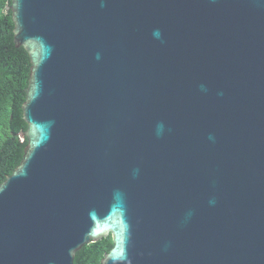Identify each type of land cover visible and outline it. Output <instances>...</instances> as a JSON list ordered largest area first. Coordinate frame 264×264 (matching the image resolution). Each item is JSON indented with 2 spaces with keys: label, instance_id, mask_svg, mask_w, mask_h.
Instances as JSON below:
<instances>
[{
  "label": "water",
  "instance_id": "water-1",
  "mask_svg": "<svg viewBox=\"0 0 264 264\" xmlns=\"http://www.w3.org/2000/svg\"><path fill=\"white\" fill-rule=\"evenodd\" d=\"M27 141L0 264H264V0H10Z\"/></svg>",
  "mask_w": 264,
  "mask_h": 264
},
{
  "label": "trees",
  "instance_id": "trees-1",
  "mask_svg": "<svg viewBox=\"0 0 264 264\" xmlns=\"http://www.w3.org/2000/svg\"><path fill=\"white\" fill-rule=\"evenodd\" d=\"M7 5H11L10 0H0V185L20 165L27 146L21 139L28 127L22 106L31 69L28 53L15 45L14 23ZM113 246L111 235L86 245L76 254L74 264H101Z\"/></svg>",
  "mask_w": 264,
  "mask_h": 264
}]
</instances>
